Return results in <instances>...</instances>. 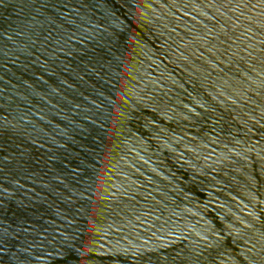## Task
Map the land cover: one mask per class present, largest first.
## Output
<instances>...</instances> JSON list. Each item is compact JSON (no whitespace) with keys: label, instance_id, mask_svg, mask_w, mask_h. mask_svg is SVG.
<instances>
[{"label":"water","instance_id":"95a60500","mask_svg":"<svg viewBox=\"0 0 264 264\" xmlns=\"http://www.w3.org/2000/svg\"><path fill=\"white\" fill-rule=\"evenodd\" d=\"M0 264H264V0H0Z\"/></svg>","mask_w":264,"mask_h":264}]
</instances>
